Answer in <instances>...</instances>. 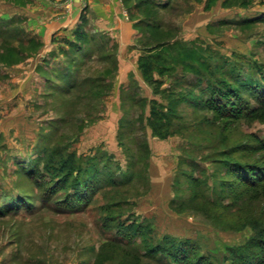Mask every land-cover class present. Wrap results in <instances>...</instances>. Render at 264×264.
<instances>
[{"label":"rangeland","instance_id":"374dc122","mask_svg":"<svg viewBox=\"0 0 264 264\" xmlns=\"http://www.w3.org/2000/svg\"><path fill=\"white\" fill-rule=\"evenodd\" d=\"M89 1L0 0V264H264V0Z\"/></svg>","mask_w":264,"mask_h":264},{"label":"trees","instance_id":"16d2710c","mask_svg":"<svg viewBox=\"0 0 264 264\" xmlns=\"http://www.w3.org/2000/svg\"><path fill=\"white\" fill-rule=\"evenodd\" d=\"M154 63L152 56L142 57L139 59V68L144 77L150 79V73L152 72ZM153 83H156L153 81ZM167 117L164 112L161 111V106L153 104L149 112V126L154 134L160 138H166L171 132H168L165 128L168 126L165 124ZM261 182L264 184V180ZM251 183V182H249Z\"/></svg>","mask_w":264,"mask_h":264},{"label":"crops","instance_id":"0c3cea01","mask_svg":"<svg viewBox=\"0 0 264 264\" xmlns=\"http://www.w3.org/2000/svg\"><path fill=\"white\" fill-rule=\"evenodd\" d=\"M96 1H98V0H90L89 2H90V6L88 7V9L90 10V9H94V8H92L91 6H92V3L93 2H96ZM95 4H98V3H95ZM70 30V28L68 29V31Z\"/></svg>","mask_w":264,"mask_h":264}]
</instances>
